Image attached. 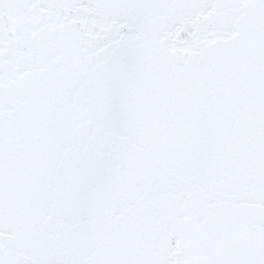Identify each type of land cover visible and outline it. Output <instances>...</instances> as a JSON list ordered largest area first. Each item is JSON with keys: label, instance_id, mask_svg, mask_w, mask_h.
Instances as JSON below:
<instances>
[{"label": "snow or ice", "instance_id": "1", "mask_svg": "<svg viewBox=\"0 0 264 264\" xmlns=\"http://www.w3.org/2000/svg\"><path fill=\"white\" fill-rule=\"evenodd\" d=\"M0 264H264V0H0Z\"/></svg>", "mask_w": 264, "mask_h": 264}]
</instances>
